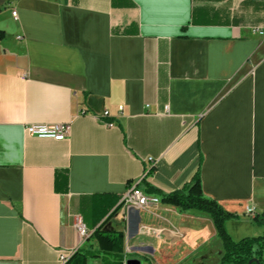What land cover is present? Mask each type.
<instances>
[{"label": "crops", "instance_id": "0c3cea01", "mask_svg": "<svg viewBox=\"0 0 264 264\" xmlns=\"http://www.w3.org/2000/svg\"><path fill=\"white\" fill-rule=\"evenodd\" d=\"M263 26L264 0H0V264L90 249L78 217L146 264H220L207 215L117 208L200 169L226 211L264 212ZM67 123L62 142L26 132Z\"/></svg>", "mask_w": 264, "mask_h": 264}, {"label": "trees", "instance_id": "16d2710c", "mask_svg": "<svg viewBox=\"0 0 264 264\" xmlns=\"http://www.w3.org/2000/svg\"><path fill=\"white\" fill-rule=\"evenodd\" d=\"M154 170L155 168H151L149 174ZM160 201L164 205L177 208L181 213L197 211L212 220L217 237L223 244L224 254L220 264H264V234L258 237H245L240 241L233 239L227 223L239 219V216L226 211L218 201L204 193L200 169L190 184L181 190L161 194ZM254 221L264 227V212L257 215ZM106 224L95 229L87 239L90 249L79 248L66 264H89L95 260L101 261L102 264H125L126 259H136L134 254L124 252L123 232L107 231ZM139 261L143 262V258Z\"/></svg>", "mask_w": 264, "mask_h": 264}, {"label": "built area", "instance_id": "2783aa9c", "mask_svg": "<svg viewBox=\"0 0 264 264\" xmlns=\"http://www.w3.org/2000/svg\"><path fill=\"white\" fill-rule=\"evenodd\" d=\"M12 16L15 21L19 20V14L17 10L12 11ZM257 34L260 36H264V26L257 28L255 30ZM18 39H22L21 37H18ZM121 111H123V108H120ZM109 112H105L103 114L104 118L109 117ZM71 131V125L69 123L67 124H58V125H33V126H27L26 132L27 134L31 136H36L41 139H52L58 142L66 141L70 135ZM149 163L154 166L156 164V161L150 158ZM154 168V167H152ZM149 170H147V173L145 176L149 174ZM144 178V177H143ZM141 182V181H140ZM161 201L158 197H153L147 195L143 190L139 188L138 184H133L130 186L126 194L124 195L122 199V209L125 212H136L140 213L142 211L149 210L152 206L160 204ZM248 216L250 218H255L257 216V213L254 209L248 210ZM76 229L80 238L81 245L84 244L87 239L92 235L88 227L83 221L82 217H78L76 221ZM77 251V250H76ZM76 251L71 252H62L60 255V262L62 264H66L68 260L75 254ZM139 261L137 259H126L125 264H136V262Z\"/></svg>", "mask_w": 264, "mask_h": 264}, {"label": "rangeland", "instance_id": "374dc122", "mask_svg": "<svg viewBox=\"0 0 264 264\" xmlns=\"http://www.w3.org/2000/svg\"><path fill=\"white\" fill-rule=\"evenodd\" d=\"M227 226H229V232L235 241H240L245 237H258L264 234V228L260 229L259 225L250 219L239 218L231 220V222L227 223ZM219 241L221 242L220 239ZM142 263L146 264L147 262L143 259Z\"/></svg>", "mask_w": 264, "mask_h": 264}, {"label": "water", "instance_id": "95a60500", "mask_svg": "<svg viewBox=\"0 0 264 264\" xmlns=\"http://www.w3.org/2000/svg\"><path fill=\"white\" fill-rule=\"evenodd\" d=\"M121 207H122V202H121V204L118 206L117 210L120 209ZM117 210H115V211L109 216V218L112 217V216L117 212ZM69 260H70V259H69ZM69 260H68V261H69ZM136 264H141V261H137Z\"/></svg>", "mask_w": 264, "mask_h": 264}]
</instances>
